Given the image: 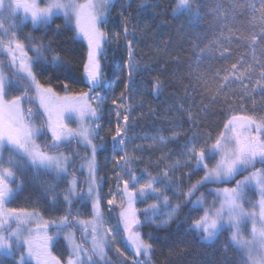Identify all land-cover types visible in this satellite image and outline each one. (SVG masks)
I'll return each instance as SVG.
<instances>
[{"label":"snow or ice","instance_id":"1","mask_svg":"<svg viewBox=\"0 0 264 264\" xmlns=\"http://www.w3.org/2000/svg\"><path fill=\"white\" fill-rule=\"evenodd\" d=\"M114 3L115 0H0V56L7 59L8 69L12 72L11 77L6 76L3 61H0V264H7L9 260L12 264H30L31 261L35 264H129L126 251L134 252L131 264H151V241L159 237L149 234L146 242L142 229L154 225L155 229L164 230L176 225L179 231L184 224L187 225L185 234L191 235L195 243L209 248L216 244L223 231L231 230L229 243L247 253V261L241 257L243 264H264V114H243L245 97L241 96L237 109L229 99L231 93H227L223 98L227 108L221 113L225 116L223 129L213 139L211 132H200L198 114L183 105L175 106L179 119L169 121L171 136L139 137L152 143L137 144L130 150L129 146L137 138L130 135L138 119L133 116L135 109L131 103L136 77L154 69L148 64L142 65L137 59V33L144 29L139 24L132 25V17L125 14L123 6L118 18L112 19ZM128 7H131L130 0ZM138 8L145 9L147 4L142 2ZM245 8H250L254 17L259 12V18L264 22V0H259V7L255 3L232 0L227 9L218 2L206 14L213 17V27L220 26L221 38L201 48L197 61L215 56L217 51L221 59L228 58L229 47L222 51L219 47L224 40L223 32L225 29L229 31L227 40L231 44L232 26L227 22L230 16L234 18ZM172 12L173 19L187 14L188 27H194L204 18L196 0H176ZM61 16L63 23L51 28L55 19ZM17 17L19 26L13 23L4 27L5 19L14 21ZM29 21L33 31L43 29L44 35L36 38L29 33L21 38V28ZM110 23L111 29L108 27ZM49 30L53 39L46 40ZM66 31L72 32L67 42L57 39ZM178 32L181 39L199 40L191 31L185 32L183 24ZM235 39L245 41L248 37L237 34ZM250 39V47L255 50L257 43L264 41V24L259 35L253 33ZM168 47L170 42L165 43V50ZM109 60L112 61L113 75L119 69L122 74L127 73L126 79L117 77L113 82L109 78L106 72ZM237 68L238 64L233 63L231 72L218 82L213 102L235 81L243 84L245 76L243 73L236 75ZM164 70L163 67L159 69ZM248 72L250 75L251 69ZM197 79L203 77L197 76ZM262 81L264 72L257 82L264 94ZM121 83L123 88L117 94ZM150 83L154 96H158L163 82L155 78ZM244 92L248 93L247 86H244ZM25 104L30 106L25 109ZM167 111L171 112L173 108ZM149 114L155 116L156 110L150 109ZM185 115L189 124L187 131L183 129ZM73 119L76 128L68 126ZM105 125L108 126L107 134L101 135ZM187 132L192 135L188 136ZM181 139L183 143L179 144L178 158L171 160V150L163 153L156 161L160 169L156 174L149 171L151 162L143 169L138 168V163L143 162L145 148L176 144ZM73 142L84 150L78 169L74 162L80 157L79 151L70 155L60 151ZM5 151L8 153L6 159ZM101 157L104 169L112 172L111 177L99 175ZM165 161L170 163L161 169L160 165ZM257 164L261 167H256ZM181 167L189 168L184 174L189 179L201 171L204 175L184 190L182 181L175 177ZM78 171L82 174L86 171L83 181L86 187L81 186L76 176ZM245 172L249 174L236 180L234 187L214 190L215 198L220 200L218 208L215 200L211 207H204L207 203L205 193L193 199L205 185L227 183ZM43 176H51L52 182L42 180ZM68 177H71L67 180L68 186L57 191L58 185ZM26 180L46 184L44 191L50 194L51 210L58 211L59 205H66L64 214L45 219L36 209L8 207L24 189ZM105 182L109 184L107 219L104 212ZM253 187L259 200L252 205V211H246L243 206L246 190ZM173 197L176 203H173ZM89 204L91 218L78 219L79 209ZM117 209V222L109 225L111 213ZM201 209L202 215L193 216ZM247 221L252 224L250 240L241 236L242 225ZM33 222L35 227H29ZM77 227L82 228L86 236L91 229V248L75 243L74 234L68 231L64 236L69 245L67 260L59 253L53 254L60 233ZM171 235L167 233L163 243ZM113 248L116 255L109 259L108 252ZM198 264H209V261L200 260ZM211 264L235 262L223 257L212 260Z\"/></svg>","mask_w":264,"mask_h":264},{"label":"trees","instance_id":"2","mask_svg":"<svg viewBox=\"0 0 264 264\" xmlns=\"http://www.w3.org/2000/svg\"><path fill=\"white\" fill-rule=\"evenodd\" d=\"M142 2L147 4V8H138V5ZM196 2L202 8L201 15L204 18L194 27H188L189 21L187 14H184L177 19H173L172 10L176 4V0H130L131 7H128L129 1L115 0L111 18H118L121 7L123 6L125 14H130L132 17V25L139 24V27L144 29L143 32L137 33V40L139 41L137 59L141 60L142 65L148 64L154 70L150 73L145 72L142 76L136 77V84L144 88V92L140 96L141 102H143V104L147 107H149L148 105H152L151 108L156 110V114H159L164 118L167 117L166 109L173 108V111L169 112L170 120L177 117V119H179V113L175 111V106L183 105L185 109L190 108L194 114H198L199 116L198 123L200 125V132L204 134L211 132L212 138L215 139V137L223 129L225 122V116L221 114L222 111L227 108V105L223 104L225 94L231 93L229 99L232 102V106L237 109L240 108L239 102L241 96L245 97L246 104L243 114H255L257 116L264 114V94L260 92V88L257 84L260 80L261 73L264 72V41L258 42L255 50L250 47L251 35L253 33L259 35L262 31V24H264V22H262L259 18L260 13L256 12L254 17L250 8H245L243 13L238 11L235 17L232 18L230 16V19L227 22L232 26L233 42L231 44L228 43L227 37H229L230 33L227 29H225L223 32V43L219 46L221 51L224 47H229L230 55H228V58L221 59L220 52L217 51L215 56H208L203 60L197 61V55L199 54L201 48H205L210 41L221 38L220 26L217 25L213 27V17L206 14H208L218 2L221 3L225 9H227L232 3V0H196ZM243 2L255 3L256 6L259 7V0H243ZM62 23L63 17H58L55 19L51 28L54 29L57 24ZM145 24H147V28H145ZM182 24L185 25V32L191 31L193 37H199V40L194 42L191 37L186 40L181 39L178 29ZM109 26L113 27L111 23L108 27ZM29 33L36 38H40L44 35V30L38 29L33 31L32 25L26 23L21 28L20 36L22 38L24 35ZM237 34H242L243 36L248 37V39L245 41H236L235 36ZM71 35V31H66L57 39L67 42L68 37ZM45 39H53L51 30L48 31ZM166 42H170V47L165 50ZM197 44L198 46H196ZM53 47H55V44ZM111 54L112 52L110 49L109 56H111ZM29 55H31V53H29ZM174 57L176 59H174ZM0 61H3V66L5 68L4 74L11 77L12 72L8 69L7 59L0 56ZM233 63L238 64L236 75L243 73L245 76L243 84H241L240 81H235L227 89L226 93H222L216 102H213V96L216 94L218 82L222 80L224 75L231 72V65ZM161 67L165 69L162 72L159 71ZM249 69H251L250 75L248 72ZM106 72L113 82H116L117 77H121L122 79L127 78V73L124 72L122 74L119 69H117L113 75L111 60L108 61V68L106 69ZM45 76H47V74H45ZM197 76L203 77V79L198 80ZM155 78H159L163 82L161 92L158 96H154L152 92V83H150V81ZM41 79H43V77ZM232 79H235V77L233 76ZM53 83H55V81H53ZM261 83H264V81ZM244 86L248 87V93L244 92ZM122 88L123 84L121 83L117 89V94L120 90H122ZM253 92H255L254 95ZM13 94L18 95L19 93ZM249 96H251V98H248ZM10 98L11 96H9V99ZM29 106L30 105L25 104L24 107L27 109ZM205 108L207 109L206 112L203 111ZM254 108L255 112L253 111ZM148 113L149 110H147L144 114L146 118L149 117ZM183 120V129L187 131L189 128L187 115L183 117ZM36 122L41 123L40 120H37ZM102 134L104 135L105 133ZM187 135H192V132H187ZM109 137L110 136H108V138ZM41 142H43V138H41ZM182 142L183 139L178 141L176 144L170 143L168 144V148H178L179 144H182ZM60 151H63L66 155L79 151L80 157L75 159V168H77L80 164V158L84 156L83 148H77L75 142H73V144L66 149H60ZM4 156L6 159L8 156L7 151L4 152ZM256 167H261V165L257 164ZM72 170L73 169L70 167L69 171L71 172ZM188 172L189 168H184L178 173V178L182 181L181 187L184 190H186L191 183H195L204 175L203 171H201L198 174L191 176V179H189L187 175H184ZM76 176L81 181L82 186L84 177L79 173V171L76 172ZM102 176H105V174H102ZM239 176L240 175L236 178L238 179ZM41 179L48 182H52L53 180L51 176H43ZM68 179H71V177H68L61 182L57 187V191H60L68 186ZM233 180L227 183L207 184L196 193V196H194L193 199H196V197L200 196L201 193H205L207 203L204 207H211L214 200L216 204L213 190L224 186L231 187L234 185ZM46 186V184L41 185L38 182L26 180L24 189L7 206L14 208H26L29 211L33 209L39 210L45 219L63 215L66 205H59L58 211L51 210L49 200L50 194H46L44 191ZM105 187L106 182L103 185V192ZM210 190H212L211 194H209ZM245 197L247 198V201L254 200V191L251 189L246 190ZM60 199H63L62 194ZM75 211L76 209L74 208L73 212L75 213ZM90 211V204L87 207L80 208V216L78 219L88 220L90 218ZM202 214L203 209H201L200 212H194L193 216ZM186 227V224L181 225L180 230L177 231L176 225H172L168 229L164 230H157L154 225H146L142 229L143 239L146 242L149 241V234L153 237H159V239L151 241L153 243L151 264H198L200 260H208L209 264H211L212 260H220L223 257H227L230 262H235V264H243L241 257H243V261H247L243 252L235 245L229 243L231 234L230 230L226 229L223 231L216 244L212 248H209L208 246H202L195 243L191 235L185 234L184 228ZM68 231H72L74 233L78 244H83L86 248H89L84 240V230L82 228L77 227L72 230L65 229V233ZM167 233L172 234L171 238L168 239L166 243H163L164 237ZM226 244L227 251L225 252ZM68 251V245L61 234L57 239L53 254H61L63 259L66 261L68 258ZM209 253H212V255H209ZM115 255L116 254L113 249L108 252L109 259L115 257ZM126 255L129 257V264H131L134 252L130 254L126 251ZM16 259H18V256H16ZM7 264H12V261L9 260Z\"/></svg>","mask_w":264,"mask_h":264},{"label":"rangeland","instance_id":"3","mask_svg":"<svg viewBox=\"0 0 264 264\" xmlns=\"http://www.w3.org/2000/svg\"><path fill=\"white\" fill-rule=\"evenodd\" d=\"M126 1H129V0H126ZM13 23H15L16 25H19V17H17L14 21L11 20V19H5L4 20V27L7 28ZM28 23L31 24L30 21ZM109 28H112V27L109 26ZM143 92H144V88H142L138 84H135L134 94L132 95L131 103L133 104L134 109H135L134 112H133V116L138 117V119L136 121V127L132 130L130 135H133V136H135L137 138L134 140V143L129 146L130 150H131L132 147H134L137 144H145V145H147V144L152 143L151 140H142L139 137H143V136H146V135L150 136V137L151 136H156V137H159V136H171V134H172L171 131L169 130L172 127V125L169 123V121H171V120H170L169 112L167 111L168 109H166V115H167L166 118L162 117L159 114L158 115L156 114L155 116H153V115H151L149 113H148L149 117L146 118V116L144 114H145V112L147 110L152 109L151 108L152 105H148L149 107H147L145 104H143V102H141L140 96H141V94ZM141 104H142V106H141ZM172 120H173V118H172ZM183 125H184V123H183ZM68 126L71 127V128H76L77 127V123L75 122V119H73L72 121L68 122ZM107 127L108 126L105 125V130L100 133L101 135H103L102 133H105L104 135L107 134ZM113 129H114V125H113ZM108 139H110V137ZM169 150H171V152H172L171 160H176L178 158V156H179V151H180L179 147L175 148V149H171V148H168V144L166 146L157 144L155 146V148H153V149L145 148V150L143 152V158H144L143 162H139L138 163V168L139 169H143L149 162H151L152 167L149 169V171H152L153 174H156V172L160 170L156 166V161L162 156L163 153H166ZM167 163H170V161L163 162L160 165V168L162 169L164 167V164H167ZM79 166H80V164L77 166V168H79ZM184 168L185 167H181L175 172V177L176 178H178L179 171H181ZM108 169H111V164H108ZM79 173L84 177V180H85L86 175H87L86 171L83 174L81 172H79ZM102 174H105V176H107V177H111L112 176V172L110 170L106 171L104 169L103 157H101V171H100L99 175L102 176ZM248 174H249L248 172H245L242 175H240L238 179H243V176L244 175H248ZM238 179L235 178L233 180L234 181V185L231 186V187L235 186L236 180H238ZM82 186L86 187V185H84V184ZM231 187H229V188H231ZM223 188H225V186L224 187H220V189H223ZM251 190H253L254 193H255V199L252 200V201H250V200L247 201V198L244 197L243 206H244L246 211H252V205L256 204V202L259 200V194H258L257 190L255 189V187L251 188ZM108 191H109V184L106 182V187L104 189V205H105L104 212H105V218L106 219L108 218V215H109L108 209H107V199L109 198L108 195H107ZM169 194L172 195V192L170 191ZM149 202H151V201H149ZM176 202H177L176 199L173 197V203H176ZM219 206H220V200L216 199L215 207L218 208ZM139 207L142 208V207H144V205H139ZM118 211L119 210L117 209V212L111 213L112 219L109 221V225L115 224L117 222L116 216H117ZM256 211L258 213V211H259L258 207L256 208ZM109 225H105V227H108ZM15 226H16L15 223H13L12 227L14 228ZM29 227H33L34 228L35 227V223L33 222L32 224L29 225ZM251 229H252L251 221H247L244 225H242L241 236L245 240H250L251 239ZM90 232H91V229H89V232H88L87 236H86V233L83 232L84 240L86 241V243L89 246V248H91V243H90L91 235H90ZM61 234L64 237L65 236V231L61 232L60 235ZM122 236H123V232L121 231V237ZM230 238H231V234H230ZM74 241H75V243H77V241L75 239V236H74ZM66 243L68 245V241H66ZM68 248H69V245H68ZM113 250H114V248H113ZM241 251L243 252V254L247 258V253L245 251H243V250H241ZM129 253L132 254V252H129ZM255 254H256V250L254 249L253 250V255L255 256ZM17 256L19 258V253H17ZM25 258L26 259H30L28 257H25ZM30 263L31 264H35L34 261H31Z\"/></svg>","mask_w":264,"mask_h":264}]
</instances>
